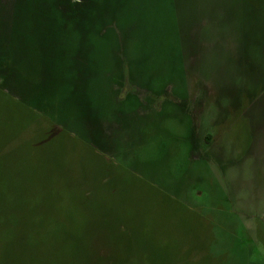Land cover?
<instances>
[{
	"label": "rangeland",
	"instance_id": "374dc122",
	"mask_svg": "<svg viewBox=\"0 0 264 264\" xmlns=\"http://www.w3.org/2000/svg\"><path fill=\"white\" fill-rule=\"evenodd\" d=\"M260 2L2 0L0 264H264Z\"/></svg>",
	"mask_w": 264,
	"mask_h": 264
},
{
	"label": "trees",
	"instance_id": "16d2710c",
	"mask_svg": "<svg viewBox=\"0 0 264 264\" xmlns=\"http://www.w3.org/2000/svg\"><path fill=\"white\" fill-rule=\"evenodd\" d=\"M18 1V0H17ZM42 1L43 0H31V6H32V9H33V13L34 14H36V9L39 7L40 9H41V7H42ZM47 1H50V2H57L58 4L57 5H60V8H59V6L57 7L58 9H60V10H62L63 11V8L61 7V5H62V3L63 2H65L66 4L67 3H78V2H80V1H86V0H47ZM259 2H260V0H259ZM20 4V2H16V4H15V6H19V4ZM32 3L35 5V6H33L32 5ZM38 3V5H36ZM64 3V4H65ZM263 3H264V0H261V2L259 3L260 5L259 6H261V5H263ZM0 4H2V0H0ZM18 6H17V8H18ZM261 9H264V8H261ZM40 14H42L41 12L38 14L39 16H42V15H40ZM37 15V17L35 18V20H33L31 23H32V27H33V25H34V27L36 28V29H38L39 30V32H42V31H44V30H46V32H48V33H52V29H53V26L50 24V23H47L46 22V19H44V18H42V17H39ZM1 17V16H0ZM34 19V18H33ZM54 31H55V29H53ZM0 89H2L3 91H6L5 90V87H4V85L2 84V82L0 81ZM7 93H8V91H6ZM9 94H10V92H9ZM7 221V217H5V216H2V215H0V223H2V222H6ZM29 224H30V226H31V217H30V219H29V222H28ZM0 237H1V232H0ZM73 238H74V236H72ZM27 242H31V230H29V232H28V234L26 235V239H25Z\"/></svg>",
	"mask_w": 264,
	"mask_h": 264
}]
</instances>
